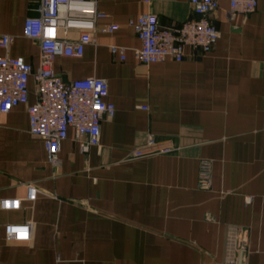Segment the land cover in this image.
<instances>
[{
	"label": "crops",
	"instance_id": "obj_1",
	"mask_svg": "<svg viewBox=\"0 0 264 264\" xmlns=\"http://www.w3.org/2000/svg\"><path fill=\"white\" fill-rule=\"evenodd\" d=\"M39 2L0 0V34L16 37L11 57L34 69L40 47L23 28ZM99 9L119 30L98 33L97 46L54 70L65 82L106 80L115 116L88 153L70 130L58 167L30 134L26 106L0 117V264H264V0L233 19L222 0L210 16L219 33L211 53L191 58L185 48L182 62L150 67L136 58L129 22L152 13L179 26L193 17L188 0H101ZM110 46L126 48L125 60ZM150 136L179 151L127 160ZM202 160L211 163L208 189ZM28 222L29 241L8 236L9 225Z\"/></svg>",
	"mask_w": 264,
	"mask_h": 264
},
{
	"label": "built area",
	"instance_id": "obj_2",
	"mask_svg": "<svg viewBox=\"0 0 264 264\" xmlns=\"http://www.w3.org/2000/svg\"><path fill=\"white\" fill-rule=\"evenodd\" d=\"M101 0H40L36 15L24 22L23 35L40 47L36 69L23 58L11 57L16 41L13 35L0 34V117L21 105L27 107L29 132L43 141L47 161L53 167L60 164L62 142L74 132V141L82 153L99 146L101 123L115 116V106L108 100L106 80L91 77L65 82L54 70L60 58L81 59L87 46H97V34H112L119 26L110 23L111 16L99 9ZM152 0H143L150 5ZM222 0H188L193 17L175 27H164L152 13L140 15L129 22L141 47L135 51L139 63L145 67L165 61L177 63L185 59V48L191 58L204 57L212 52L219 33L210 21ZM229 16L250 15L259 0H228ZM100 23H105L100 26ZM112 55L125 60L127 49L110 46ZM34 84L35 102L30 104V83ZM142 110L147 111L144 107ZM179 148L172 141H157L150 136L140 147L131 151L127 160L159 155H173ZM211 163L200 162L199 180L202 189L210 185ZM36 190L31 189L29 200ZM19 201H6L2 207L18 209ZM33 224L9 225L7 234L19 242L31 239ZM228 264H234L230 262Z\"/></svg>",
	"mask_w": 264,
	"mask_h": 264
}]
</instances>
